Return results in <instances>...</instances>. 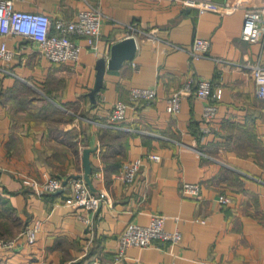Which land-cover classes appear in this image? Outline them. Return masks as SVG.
Here are the masks:
<instances>
[{
	"label": "crops",
	"instance_id": "0c3cea01",
	"mask_svg": "<svg viewBox=\"0 0 264 264\" xmlns=\"http://www.w3.org/2000/svg\"><path fill=\"white\" fill-rule=\"evenodd\" d=\"M207 1L217 8L182 0H11L15 9L53 22L72 20L90 5L101 6L105 18L100 56L86 37L73 36L83 46L77 62L51 61L36 42L0 35L14 52L9 63L0 60V196L13 209L0 222L21 229L14 245L0 250L1 264H264V99L253 74L264 67V35L242 38L247 10L262 11L264 26V0ZM130 35L136 57L106 72L90 108L97 60ZM197 38L210 43L205 56L193 53ZM199 79L223 87L209 133L206 101L190 95L177 114L169 110L170 96L190 80L194 89ZM136 87L156 89L157 99L129 104L125 118L112 122L115 105L130 103ZM86 147L94 149L90 188L102 198L98 210L74 205L69 181L60 193L24 185V176L84 175ZM136 159L142 166L126 184L123 164ZM186 183L199 192L186 194ZM156 214L181 241L130 247L121 256L123 231L130 223L148 225ZM35 225L31 243L27 230Z\"/></svg>",
	"mask_w": 264,
	"mask_h": 264
},
{
	"label": "built area",
	"instance_id": "2783aa9c",
	"mask_svg": "<svg viewBox=\"0 0 264 264\" xmlns=\"http://www.w3.org/2000/svg\"><path fill=\"white\" fill-rule=\"evenodd\" d=\"M186 5L198 6L204 9H215L217 5L207 0H182ZM105 14L101 6L90 5L88 9L80 11L72 20L57 19L52 21L51 17L44 13L17 10L11 0H0V35L4 37L18 35L26 40H31L39 45L40 53L54 62L79 61L83 46L73 38L86 37L87 47L96 55L100 56L99 42L102 35V25ZM56 32L52 31V28ZM264 35L263 13L258 9H249L245 13L242 28V38L247 41H260ZM210 43L204 38H197L194 42L193 53L195 56H205L209 51ZM14 52L8 49L7 42L0 43V60L9 63ZM232 64V63H229ZM256 81V95L264 99V67H253ZM157 91L154 88H133L130 92L129 102L119 101L110 115V120L121 121L125 118L126 109L129 104L139 102L153 103L157 99ZM194 95L196 98L206 101L203 117L209 123L203 128L204 133L214 129L212 120L217 113L216 102L223 97V87L217 85L213 88L212 81L199 79L193 89V80H190L183 89L175 91L169 98V110L177 114L181 109V102L186 96ZM213 101V102H211ZM154 160H160V155L150 154ZM142 166V160L136 159L123 164L120 178L126 183H132ZM23 183L29 188L36 190L39 194L55 193L64 187L68 180L72 184L74 198L73 204L96 211L102 204V198L95 196L83 175L77 177L62 178L54 175H45L44 179L24 176ZM186 194H197L198 184L186 183L184 185ZM221 200L227 202L229 198L221 196ZM166 217L156 214L151 217L148 225L130 223L120 236V255L123 256L130 247L138 248H161L167 242L176 244L181 241L182 235L179 231L169 232L165 229ZM39 225L27 230V236L31 243L36 240ZM15 239L5 241L0 239V249L12 247Z\"/></svg>",
	"mask_w": 264,
	"mask_h": 264
},
{
	"label": "water",
	"instance_id": "95a60500",
	"mask_svg": "<svg viewBox=\"0 0 264 264\" xmlns=\"http://www.w3.org/2000/svg\"><path fill=\"white\" fill-rule=\"evenodd\" d=\"M138 50V43L135 36L130 35L115 42L111 47V52L109 57H101L96 63V81L94 87L89 92V97L91 100L90 108H93L98 102V93L102 90L104 86V78L106 72L114 71L120 69L126 62L133 61L136 57ZM94 151L93 148L86 147L83 150V166H84V178L88 185L92 188V162L91 153ZM73 177H77L74 175ZM68 180L64 182L67 184ZM61 190L57 191L60 193Z\"/></svg>",
	"mask_w": 264,
	"mask_h": 264
},
{
	"label": "rangeland",
	"instance_id": "374dc122",
	"mask_svg": "<svg viewBox=\"0 0 264 264\" xmlns=\"http://www.w3.org/2000/svg\"><path fill=\"white\" fill-rule=\"evenodd\" d=\"M10 226H12V225L9 222H3L2 223V225L0 227V239H4L5 241H9V242H11V240H14V235L16 234V231L19 230V225L14 229L15 232L11 231ZM20 228H21V226H20ZM7 248H10V247H7ZM2 249H5V248H2Z\"/></svg>",
	"mask_w": 264,
	"mask_h": 264
},
{
	"label": "trees",
	"instance_id": "16d2710c",
	"mask_svg": "<svg viewBox=\"0 0 264 264\" xmlns=\"http://www.w3.org/2000/svg\"><path fill=\"white\" fill-rule=\"evenodd\" d=\"M13 209H11L8 205L6 200L0 196V219H6V221L9 220V217L12 216V211ZM2 225V222H0V227Z\"/></svg>",
	"mask_w": 264,
	"mask_h": 264
}]
</instances>
